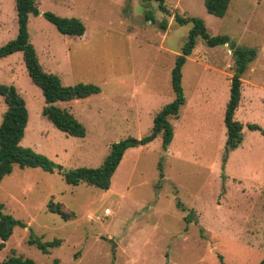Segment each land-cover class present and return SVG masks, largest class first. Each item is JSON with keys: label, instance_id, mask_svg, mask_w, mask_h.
<instances>
[{"label": "rangeland", "instance_id": "rangeland-1", "mask_svg": "<svg viewBox=\"0 0 264 264\" xmlns=\"http://www.w3.org/2000/svg\"><path fill=\"white\" fill-rule=\"evenodd\" d=\"M35 3L39 15L28 16L27 28L43 70L64 86L101 90L56 103L85 127V137H70L41 115L43 96L22 54L0 60V84L13 86L28 112L21 145L62 171L99 167L111 144L150 133L155 114L174 99L171 70L191 28L178 25L175 13L199 18L210 36H228L256 55L241 76L235 119L243 130L235 149H226L223 124L233 55L228 45L210 48L197 38L182 68L185 104L169 119L173 137L165 151L160 136L128 148L107 191L68 185L58 169L14 166L0 181V202L26 227L13 230L0 264L11 255L38 264H219V256L225 264H258L264 257V135L246 125L264 131V0H230L221 18L206 12L204 0H163L168 13L156 0ZM46 12L80 19L84 35L60 34ZM16 33L15 2L0 0V47ZM4 110L0 97V122ZM49 201L63 205L70 220L49 212ZM30 234L61 245L43 254L27 244Z\"/></svg>", "mask_w": 264, "mask_h": 264}, {"label": "trees", "instance_id": "trees-1", "mask_svg": "<svg viewBox=\"0 0 264 264\" xmlns=\"http://www.w3.org/2000/svg\"><path fill=\"white\" fill-rule=\"evenodd\" d=\"M156 1L159 2L160 11L168 13V10L164 7L163 0ZM14 2L17 33L14 39L0 47V60L20 52L22 54V62L31 83L40 90L43 96L44 105L41 109V115L63 134L75 138L85 137V127L68 111L57 107L56 103L81 100L98 95L101 92L100 88L94 84L64 86L56 75L45 72L39 63L36 50L29 40L27 28L28 16L39 15L37 4L35 0H14ZM229 2L230 0H204V7L208 14L221 18L224 16ZM42 16L62 35L82 37L85 33V26L80 19L63 18L50 12L43 13ZM174 21L178 25L191 23L186 41L180 53L175 56L174 66L171 70V89L174 94V99L155 114L151 131L147 136L139 140L127 138L111 144L108 155L99 167H81L74 170L62 171L59 165L54 164L45 156L35 153L30 148L23 147L21 142L28 121L25 102L13 86L0 84V97L5 105L0 122V181L12 173L14 166L20 169L41 168L49 173L58 169L62 171L63 179L68 185L74 186L85 183L107 191L110 188L112 176L124 152L128 148L135 147L136 145H147L156 137L160 136L162 149L165 151L173 137V128L169 119H177L181 107L185 104L181 86L182 68L187 61V57L193 52L197 38H200L210 48L219 45H228L233 55L234 74L230 79L229 99L225 107L223 124L226 130V149L231 150L237 148L242 141L243 130V124L235 119V111L239 107L241 95V76L247 70L248 65L254 60L256 52L253 49L237 46L228 36H210L204 22L199 18L182 17L175 13ZM160 27L165 29L166 23L161 22ZM246 128L250 131H259L264 135V131L255 124H247ZM158 169L159 176L162 179L163 172L160 162L158 163ZM62 206L59 203L49 201L47 203V210L56 213L63 220L68 221L72 214L63 211ZM3 209L4 206L0 202V250L5 246V242L9 240L16 227H26L23 221L15 219L9 214H5ZM189 216L191 215L184 217L187 223L192 222ZM27 244L34 246L43 254H48L51 248H56L61 245V240L53 239L51 241H43L42 238L30 234ZM218 259L219 264H225L221 256ZM2 264L38 263L27 257L11 255ZM258 264H264V257Z\"/></svg>", "mask_w": 264, "mask_h": 264}, {"label": "built area", "instance_id": "built-area-1", "mask_svg": "<svg viewBox=\"0 0 264 264\" xmlns=\"http://www.w3.org/2000/svg\"><path fill=\"white\" fill-rule=\"evenodd\" d=\"M110 213V211H109V209H106L105 211H104V214H109Z\"/></svg>", "mask_w": 264, "mask_h": 264}, {"label": "crops", "instance_id": "crops-1", "mask_svg": "<svg viewBox=\"0 0 264 264\" xmlns=\"http://www.w3.org/2000/svg\"><path fill=\"white\" fill-rule=\"evenodd\" d=\"M50 64H52V62L50 61ZM82 100V99H81Z\"/></svg>", "mask_w": 264, "mask_h": 264}, {"label": "water", "instance_id": "water-1", "mask_svg": "<svg viewBox=\"0 0 264 264\" xmlns=\"http://www.w3.org/2000/svg\"><path fill=\"white\" fill-rule=\"evenodd\" d=\"M115 245H113V247H114Z\"/></svg>", "mask_w": 264, "mask_h": 264}]
</instances>
